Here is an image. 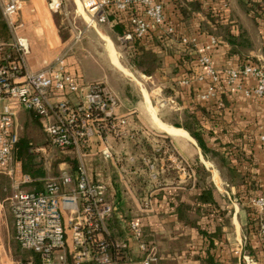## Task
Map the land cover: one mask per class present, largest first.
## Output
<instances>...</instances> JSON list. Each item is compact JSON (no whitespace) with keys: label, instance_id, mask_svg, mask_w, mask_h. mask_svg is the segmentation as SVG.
Here are the masks:
<instances>
[{"label":"crops","instance_id":"crops-1","mask_svg":"<svg viewBox=\"0 0 264 264\" xmlns=\"http://www.w3.org/2000/svg\"><path fill=\"white\" fill-rule=\"evenodd\" d=\"M162 1L166 9L170 10L175 7L174 1L186 3L193 0ZM199 1L203 4L202 9L207 5L212 6L219 21L230 25L232 34L237 36L241 31H246L251 45L233 54L232 47L226 41L205 30V26L210 24L204 10L194 13L192 17H185L177 8L172 16L177 20L178 32L168 35L163 30L155 36L156 38L151 36L145 42V46L162 61L156 74L148 77L162 78L164 86H175L180 102L175 106L172 97L168 96L162 105L176 111H195L199 120L204 119L207 145L219 151L224 150L226 146L237 150L245 174L240 175V180L249 183L256 181L263 192L264 144L260 142L259 136L264 132V98L250 93L256 85V80L248 78L240 81L241 87L234 93L225 85H221L216 97L203 101L198 94L206 91L208 82L193 80L186 88L183 87L184 92L180 94L177 88L180 76L176 77L174 70L178 53L192 49L184 48L180 44L181 35L197 37L200 45H206L212 37H217L218 45L212 56L215 67L219 69L240 68L248 61L264 66V42L261 45L259 36L256 40L236 14L235 2L243 8L244 0ZM43 6V0H27L21 14L23 26L20 35L27 39L30 47L26 57L28 68L32 71L41 70L66 54L69 70L77 77L80 76L82 82L101 81L118 96L120 106L117 114L125 116L129 124L121 136L111 134L103 139L95 138L87 148L81 150H61L50 144L40 118L35 113L25 109L17 112L16 129L22 130L19 138L30 141L31 152L35 153L36 162L41 163L44 175L35 180L37 183H31V180L24 183L27 176L20 175V168L13 158L9 169H0V264H24L30 259L39 264L37 255L23 250L15 239L9 199L18 185L24 190L42 191L45 181L49 178L58 177L65 172L75 176L77 168L71 164L72 161L78 166L82 163L93 182L106 185L107 199L116 207V212L107 222V238L113 244L115 258L121 259L123 256L118 247L128 242V222L137 219L143 226V241L157 249L159 260L155 264H207L208 251L215 255L219 264H245V256L252 258L256 264H264L259 239L248 231L247 208L251 206L250 201L256 196V192H253L251 199L244 195L245 198L241 201L237 195V186L232 184L226 173H219L215 164L205 158L197 141L187 130L178 128L184 130L191 138L172 135L160 128L157 123L159 119L164 124L172 127L173 125L163 121L159 108L156 107L157 114L150 109L149 106L154 107L151 97L148 102L143 87L137 89L123 78L121 73H118L122 71L110 58V64L113 66L111 69L101 67L97 63L87 64L88 68H82L78 59L71 54L75 34L69 30V34L65 35L55 19L42 12ZM243 11L256 23L251 14ZM117 23V18L111 16L108 23L92 27L99 33V28L106 25L119 38L120 34L116 32ZM103 35L112 40L110 34ZM251 58H256V61ZM188 70L191 77L198 72L197 61H192ZM173 82L175 85H172ZM61 99H66L72 104L78 102L75 95L63 98L52 95L53 102ZM5 104L6 101L0 99V116ZM203 107L210 112V119L202 117L200 110ZM146 117L151 120L149 124ZM139 122L147 125H141ZM31 126L32 133L29 132ZM199 164H203L210 172L209 181L219 194V208L214 207L215 210L211 211L209 216L203 213L202 208L199 211L196 209L197 197L200 194V189L196 187V168ZM61 166L66 168L60 170ZM182 203L192 206L188 213L191 218L197 220L199 227L212 231L219 226L223 227L224 237L214 242L218 245L216 249L210 250L208 239L198 228L179 219L177 210ZM222 211L225 216H221ZM216 213L217 216L212 215ZM255 214L257 217V212ZM225 220L228 221L227 224ZM247 241L259 253L257 259L250 255L246 247ZM130 247L128 256L133 260H140L143 255L138 244L131 242Z\"/></svg>","mask_w":264,"mask_h":264},{"label":"built area","instance_id":"built-area-1","mask_svg":"<svg viewBox=\"0 0 264 264\" xmlns=\"http://www.w3.org/2000/svg\"><path fill=\"white\" fill-rule=\"evenodd\" d=\"M26 1L0 0L2 17L12 34L7 45L12 52L7 53L4 45H0V99L6 101L0 116V169L3 170L10 168L19 140L15 125L19 110L35 113L50 144L61 150H81L95 138L121 136L129 124L125 116L117 114L118 96L101 81L82 82L80 76L69 70L66 54L41 70L28 68L26 57L30 47L20 35ZM79 1L90 26L108 23L111 16L125 22L127 30L118 38L122 46L145 39L152 32L164 30L174 35L177 31V27L167 23L162 0ZM49 8L60 13L62 0H51ZM180 44L195 50L199 71L192 77L181 76L179 85L187 87L193 80L207 81L206 91L198 94L201 100L216 97L221 85L234 93L240 89V81L248 78L256 80L250 93L264 98V66L248 61L240 68L215 67L212 52L218 40L214 37L210 43L200 45L197 37L181 35ZM52 95L57 98L75 95L78 102L72 104L66 99L53 102ZM259 140L264 144V132ZM24 180V183L30 181L28 177ZM106 194V185L93 182L82 163L75 176L65 172L47 179L42 191L24 190L18 185L9 199L16 241L23 250L36 254L39 264L157 263V249L143 241V226L137 219L128 222V242L118 247L123 256L115 258L113 244L107 238V222L116 207ZM250 204L257 212L258 236L264 239V193L254 196ZM131 242L138 244L143 255L140 260L128 256ZM244 260L245 264H256L250 257L245 256ZM24 264H36V261L30 259Z\"/></svg>","mask_w":264,"mask_h":264},{"label":"trees","instance_id":"trees-1","mask_svg":"<svg viewBox=\"0 0 264 264\" xmlns=\"http://www.w3.org/2000/svg\"><path fill=\"white\" fill-rule=\"evenodd\" d=\"M174 5L175 7L170 8V10L166 9L167 23L169 25L177 27V20H175L172 16L173 13H175V9L177 8L181 10L182 14L185 17H192L194 13L204 10L206 18L210 24V26H205V30H207L213 35H216L217 37L220 36L224 41H226L232 47L231 53H239L241 48L251 45L250 40L247 37V32L241 31V33L237 36L232 34L230 25L221 23L219 21L217 16H215V11L212 6L207 5L205 9H202L203 4L199 0H193L190 2L186 1V3L174 1ZM242 6L248 14H251L253 16V20L256 21V24L259 25L260 22L264 23V0H244L242 2ZM126 30L127 26L125 22L118 21L116 25V32L122 35L125 33ZM178 30L179 29L177 27L176 33L178 32ZM159 33L160 32H152L147 38L136 39L134 42L124 46L125 48H129L128 55L132 60L131 64L129 65L130 68L136 69L137 71L147 76H152L156 74V72L161 68V59L156 55V53H154L151 49H148L145 46V42L148 38H150L151 36L155 37ZM9 43V28L6 25L0 10V44H6L5 46H7ZM8 47L9 46H7L5 49L7 53L12 52L11 48ZM178 55L179 56L176 57V67L174 70V75L176 77H190L191 72L188 70V66L192 61H197L195 50L190 49L189 51H182L178 53ZM172 85H175L174 82L172 83ZM183 87L185 86H177L180 94H183L184 92ZM170 88L172 96L177 97V89L175 88V86H171ZM200 111L202 117L205 116L204 118L210 119V112L206 108L203 107ZM162 119L163 121L168 122L177 128H184L185 130H187L191 134V136L197 141L199 147L202 149L205 158L214 162L219 169L224 168L226 170V175L230 177L232 184L237 186V189L239 191L237 195L241 201L242 198H245L244 195L251 199L254 196H252L253 192H256V196L264 193V191L262 192L260 190L261 188L257 186L256 181L249 183L248 181L243 182L242 180H240V175L245 174L242 170L243 162L240 161L238 157L239 152L237 150L232 149V147L226 146L224 150L219 151L207 145L205 141L206 132L203 128L204 119L199 120L195 111H191L189 109H185L182 111L175 110L169 113V117H162ZM31 148L32 146L28 139L19 138L13 150L12 156L13 160L20 168V175L22 177L27 176L31 180V183H37L35 180L43 177L44 171L42 169L41 163L36 162V155L35 153L31 152ZM71 164L74 166V168H78L76 162L72 161ZM196 170V187L200 189V194L197 197L198 206H196V209H198L199 211L202 208L203 213L209 216L211 214V211L215 210L216 208H219V194L217 193L215 186L209 181L210 172L206 169V167L203 164H199ZM190 209H192L191 205L184 203L180 204L177 210L179 219L187 224L198 228L200 233L208 239L210 244V250L216 249L218 245H216L214 242L216 239H221L224 237L223 227L219 226L213 231L207 228L199 227L197 225V220L191 218V216L189 215L188 212ZM247 210L249 213V234H253L259 239L260 252L264 254V239L258 236V232L256 229L257 217L255 214V209L252 206H249ZM221 214V216H225L223 211L221 212ZM212 215L217 216L218 214L216 213ZM227 222L228 221L225 220L226 224ZM246 247L250 251V255L257 259V255L259 253L251 247L249 241H247ZM206 262L207 264H219L217 263V258L215 257V255L211 254L210 251H208Z\"/></svg>","mask_w":264,"mask_h":264},{"label":"rangeland","instance_id":"rangeland-1","mask_svg":"<svg viewBox=\"0 0 264 264\" xmlns=\"http://www.w3.org/2000/svg\"><path fill=\"white\" fill-rule=\"evenodd\" d=\"M51 0H43V13H46L50 16H52L57 25H59L61 27V31L66 35L69 34V30L72 33L75 34V39L73 41V43L71 44L72 48H71V54L74 55L78 61L80 62V66L82 68H88L89 64H93V63H97L99 66L104 67V68H110L113 67L110 64V60L112 62V58H110V54L109 52H107V48L113 47V51L115 53V55L117 56L119 62L123 65L124 68H126L129 71V74L124 73V71L122 69H120L122 72L118 71V73H121V75L123 76V78L127 79L128 81H130L134 87H136L137 89H141V87H143V91L145 94V97L148 98V102H149V97H151L152 100V104L155 107H150V109H153L155 111V114H157V108H159V111H161V116L162 117H169V113L171 111H175V110H171L169 108H166V106L162 105L164 103L163 100L170 96L172 97V100H174V105L178 102H180V99L177 98L176 96H172V92H171V88L164 86L165 83L162 82L163 79L159 78H150L148 76H144L141 75L139 73V71H137L136 69H132L130 67L127 68V66H129L131 64V58L128 55V51L129 48H123V46L121 47L120 42L118 41V38L116 35H114L113 31L106 25H102L99 28V34L98 31H96V29L90 25H88V20L87 17L85 15V13L83 12V9L81 7L80 1L79 0H63V9L60 13H55L53 11L50 10L49 8V4H50ZM235 6H236V10H237V15L240 17V19H242L241 23H243V25H245L246 29H248L253 36L256 37L257 40V36H259L260 39V43L262 45V43L264 42V23L257 25L256 23H254L250 18H248L246 16V14L244 13V9L241 8L240 4L237 3V1L235 2ZM243 9V10H242ZM9 34H10V42L12 41V34L9 30ZM103 34L106 35H111V39L107 38L106 36H104ZM105 38H104V37ZM106 39V40H105ZM1 45V44H0ZM3 48L6 49L7 46H5L6 44H3ZM116 48V49H115ZM109 54V56H108ZM110 58V60H109ZM253 61H256V58H251ZM114 62V61H113ZM112 62V63H113ZM263 63V62H261ZM88 64V65H87ZM114 64V63H113ZM165 64V61H164ZM116 65V64H114ZM119 69V68H118ZM119 76V75H118ZM179 80V79H178ZM165 81V80H164ZM179 82V81H178ZM177 86L179 87V83L177 84ZM176 106V105H175ZM145 109V108H144ZM163 109V110H162ZM176 109V107H175ZM148 117V116H147ZM146 117V122H151V120L149 118ZM159 119V118H158ZM160 120V119H159ZM159 120L157 121V123L159 122ZM144 122V123H146ZM140 123V122H139ZM140 123L141 125H147ZM149 124V123H148ZM174 127V126H173ZM31 128L29 132H31ZM22 130H18V133L20 135ZM55 152H51V154H54ZM214 163V162H213ZM215 164V163H214ZM89 161H88V169L90 168L89 166ZM61 168V169H60ZM59 169L63 170L64 168H66V166H61ZM215 168L216 170L219 171V173L223 172V173H227L226 170L223 169H219L218 166L215 164ZM214 169V168H212ZM112 204H114L112 202ZM256 213V212H255Z\"/></svg>","mask_w":264,"mask_h":264},{"label":"bare ground","instance_id":"bare-ground-1","mask_svg":"<svg viewBox=\"0 0 264 264\" xmlns=\"http://www.w3.org/2000/svg\"><path fill=\"white\" fill-rule=\"evenodd\" d=\"M108 52L110 54V58H112L114 61V63L116 64V66L120 69H122L124 71V73H128L129 74V71L123 67V65L119 62L117 56L115 55L114 51L112 48L108 47ZM158 125L160 128L164 129L165 131H167L168 133L172 134V135H181V136H185V137H189L191 138L184 130L182 129H178V128H175V127H172L170 125H167V124H164L162 122H158Z\"/></svg>","mask_w":264,"mask_h":264}]
</instances>
